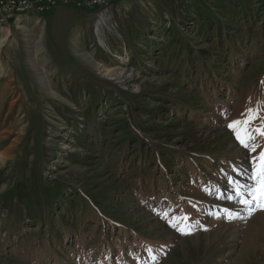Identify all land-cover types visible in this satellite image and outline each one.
<instances>
[{
  "label": "rangeland",
  "instance_id": "1",
  "mask_svg": "<svg viewBox=\"0 0 264 264\" xmlns=\"http://www.w3.org/2000/svg\"><path fill=\"white\" fill-rule=\"evenodd\" d=\"M262 105L264 0L58 3L1 24L0 264H264V209L226 198L264 148L228 125Z\"/></svg>",
  "mask_w": 264,
  "mask_h": 264
},
{
  "label": "snow or ice",
  "instance_id": "2",
  "mask_svg": "<svg viewBox=\"0 0 264 264\" xmlns=\"http://www.w3.org/2000/svg\"><path fill=\"white\" fill-rule=\"evenodd\" d=\"M264 111V105L258 108H248L241 114V118H237L229 123V128L235 130V136L238 142L247 148L251 153H256L258 144L255 143L257 137H264V119L260 124L253 127V122L260 117V112ZM251 167L248 169H238L237 171L246 176L251 183H241L235 177H229V184L235 193V196L229 195L227 199H235L247 193L248 198L241 199V203L245 205L255 204L260 209H264V148H261L258 154L250 157ZM255 211V208H249V213ZM164 215H168L167 212ZM230 219L236 218L235 216L229 217ZM187 216L172 217L170 223L176 221L186 220ZM174 226H176L174 224ZM186 225L179 224L178 231L184 232ZM189 232L191 229H187ZM151 253L152 250L148 249ZM151 261L156 260V256L150 257Z\"/></svg>",
  "mask_w": 264,
  "mask_h": 264
},
{
  "label": "built area",
  "instance_id": "3",
  "mask_svg": "<svg viewBox=\"0 0 264 264\" xmlns=\"http://www.w3.org/2000/svg\"><path fill=\"white\" fill-rule=\"evenodd\" d=\"M105 0H0V25L11 19L17 20L19 15L36 13L43 14L58 3L69 4L81 9L101 7Z\"/></svg>",
  "mask_w": 264,
  "mask_h": 264
},
{
  "label": "trees",
  "instance_id": "4",
  "mask_svg": "<svg viewBox=\"0 0 264 264\" xmlns=\"http://www.w3.org/2000/svg\"><path fill=\"white\" fill-rule=\"evenodd\" d=\"M99 8H101V7H95L94 9H99ZM218 49H219V50H222V49H223V45H222V44L219 45V46H218ZM142 143H143V142H142ZM142 143H141V145H143L144 147L149 148V145H147L146 143H145V144H142ZM140 149L143 150L142 147H140ZM130 150H132V149H130ZM133 151L135 152L136 150H133ZM135 155H137V154H135ZM138 155H139V154H138ZM145 156L150 157V154H146ZM138 157H141V155L138 156Z\"/></svg>",
  "mask_w": 264,
  "mask_h": 264
},
{
  "label": "bare ground",
  "instance_id": "5",
  "mask_svg": "<svg viewBox=\"0 0 264 264\" xmlns=\"http://www.w3.org/2000/svg\"><path fill=\"white\" fill-rule=\"evenodd\" d=\"M102 43V42H101ZM247 206V208H246V211L245 212H248L249 211V208H255L256 207V205L255 204H253V205H246ZM232 232V231H231ZM253 233V232H252ZM235 234V233H234ZM233 235V234H232ZM237 235V234H236Z\"/></svg>",
  "mask_w": 264,
  "mask_h": 264
}]
</instances>
